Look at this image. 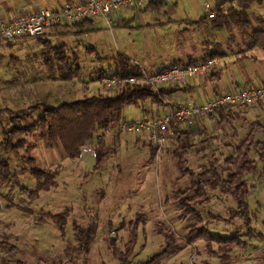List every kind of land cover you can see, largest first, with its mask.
Segmentation results:
<instances>
[{
    "label": "rangeland",
    "instance_id": "rangeland-1",
    "mask_svg": "<svg viewBox=\"0 0 264 264\" xmlns=\"http://www.w3.org/2000/svg\"><path fill=\"white\" fill-rule=\"evenodd\" d=\"M13 1H20V7L24 4L22 0ZM242 1L168 0L159 10L116 11L112 16L114 27L110 31L99 29L97 22H92L93 29L81 34H78L77 27L55 28V32H51L54 34L47 33L41 39L47 40L50 47H64L70 62L74 56L77 59L78 77L69 82L59 79L57 60L48 46L37 39H23L11 45L5 42L4 49L0 50V142L3 131L14 125L34 124L41 116L35 110L37 104L32 101L23 103L19 93L29 87L24 86L25 83L38 82L35 79L55 76L56 86H52L58 102L51 104L56 105L97 95H116L120 87L104 88L95 80V73L109 70L118 56L150 75L191 59L198 60L215 49L220 54H227L226 59L220 60L221 65L231 63L230 53L244 49L246 35L252 28L262 26L264 2L250 5L247 11L249 24L246 25L229 22L216 27L208 15L217 13L219 7L237 10ZM235 77L242 82L238 72ZM63 85L69 87L71 94L63 90ZM252 85L258 86L256 82ZM206 88L209 91L212 86ZM184 95L194 103L190 94ZM168 101L170 99L166 96L160 99L159 107L163 111ZM149 103L152 105L147 100L127 106L123 121L148 117L143 110H148ZM251 108L245 109L240 116H236L237 108L233 109L232 119L229 118V124H224L222 129L217 126V118L216 121L206 118L203 125L195 123L190 130L194 134L193 144L204 142L205 138L211 139V144L202 145L203 150H194L189 155L184 172L177 168L173 137L158 145L144 138L145 135H111L112 129L104 137V146L114 148L115 152L99 170H92L95 158L90 155L83 156L82 161L71 160L72 164L83 163L85 169L80 172L73 169L71 179L66 180L67 185L61 176L55 178L53 185L56 187L41 193L35 200L20 195L19 191L22 188L33 190L36 185L25 157H30L31 148L39 142L37 136L23 137L25 146L18 156L2 151L0 146V155L7 159L12 173V179L6 183L0 180V264H9L13 260L10 256L13 247L17 249L15 258L20 264H120L112 249L124 252L130 245L128 242L134 228H137L136 241L128 256L129 264L143 263L164 250L168 253L158 264H264V181L258 179L263 165L255 153L251 154V159L257 162V172L244 176L249 186L246 199L249 212L243 219L241 215L244 213L237 208L232 197L207 189L204 203H189L187 211L191 209L195 216L198 214L202 218L201 225L191 224L187 221L191 214L180 212L175 198L192 199L194 195L189 192L191 179L202 170L200 168L216 166L215 160L222 163L224 157L230 156L231 147L245 139L252 122L264 125V104L254 112ZM118 139L125 147L123 144L120 148L116 146ZM255 139L262 141L263 137L259 135ZM89 144L87 146L95 149L97 143L92 141ZM38 169L47 173L56 171L57 176V170ZM13 176H17L18 184ZM53 214L66 216L63 235L50 219ZM61 219L56 220L61 222ZM73 224L90 227L95 232L87 252L78 249ZM199 225L222 242L214 240L215 237L190 241V230ZM163 230L169 236L171 247L166 245L161 234ZM229 238H235V246L229 243ZM112 245L114 247H110Z\"/></svg>",
    "mask_w": 264,
    "mask_h": 264
},
{
    "label": "trees",
    "instance_id": "trees-1",
    "mask_svg": "<svg viewBox=\"0 0 264 264\" xmlns=\"http://www.w3.org/2000/svg\"><path fill=\"white\" fill-rule=\"evenodd\" d=\"M168 0H158L149 4L143 11L152 9L159 10L166 5ZM253 2L262 4L264 0H244L239 4V9L235 10L230 8L227 11L218 10L215 17L210 19L216 27H222L223 24L229 22L233 24H249L247 20V11ZM87 23L83 22L74 27L79 28V33H84V28ZM200 23H203L200 21ZM67 28V27H65ZM36 38L44 46H48L54 58L58 62L59 79L63 82H69L78 77L77 73L80 71L77 59L73 58L70 62L69 57L63 51L62 46L50 47L47 45V40ZM246 50L259 49L264 52V21L259 28H252L250 33L246 35ZM13 43L8 42V45ZM223 54L218 52V49L211 50L200 60H189V63H196L197 61H205L208 59H214L217 57H223ZM164 69L158 72L164 71ZM140 76V68L132 64L123 56H118L113 62V66L107 71L100 70L95 73V80L101 81L105 77L127 78ZM215 76H209L210 80H214ZM120 91L112 96L105 97L101 95L92 96L83 100L64 101L56 105L48 103H40L35 107L36 111L41 113V116L37 119L36 123L28 125H14L10 129L3 131L2 141L0 146L2 151L11 152L18 156V152L25 146L23 141L26 136H37L45 148H52L57 144H60L66 154L71 160H76L79 157L81 148L90 145V142H96L94 159V170H99L102 165L114 154V148H105L104 137L107 132L112 129H116L123 122V111L127 106L136 105L139 102L150 101L152 105L161 106L160 99L170 92H174L175 89H179L178 86H172L169 89L161 88L158 91H153L152 88L143 85H124L119 86ZM248 107L237 108L238 113L236 116H240ZM233 109L226 110L221 109L217 112V126L222 129L224 124H229L228 119H232ZM235 116V115H234ZM210 120L215 118L210 117ZM216 121V120H215ZM262 135V141H256V137ZM19 136L18 139L16 137ZM174 141L176 142V149L173 151L174 158L176 159L177 168L179 171L184 172V167L188 164L189 155L194 151L198 152L203 150L202 145L211 144V139L205 138L204 142L193 144L194 134L190 130H175ZM192 142V143H191ZM34 147V146H33ZM232 154L228 157H224L222 163L217 162L216 166L210 165L208 169L203 166L202 169L194 178L191 179V185L189 192L193 193L192 199H186L185 197L176 196V203L180 209L186 211L187 214H191L187 220L191 224H200L201 217L195 211L191 209L187 211L189 203L193 202L196 205L204 203V197L206 190L218 191L220 194L230 196L236 202L237 208L242 210L244 215H241V219L248 215V208L246 199L249 192V186L244 180V176L247 174H254L257 172V162L251 159V154L255 153L257 159L263 165L262 171L258 174V179L264 181V125H261L258 121L252 122L245 139L240 143L231 147ZM25 160L29 167L30 176L36 180V185L33 190L25 188L20 189V195L29 196L30 199L35 200L38 196L48 191L54 182L56 177L55 172L47 173L39 170L33 165V159L25 157ZM12 179V173L10 172V166L4 157L0 155V180L2 183H6ZM16 184L18 179L13 176ZM187 192V193H189ZM186 203V204H185ZM195 205V204H194ZM186 207V208H185ZM239 212V211H238ZM66 215V214H64ZM50 218V217H49ZM57 218H62L61 222L57 221ZM56 223L59 231L62 233L66 227V216L59 217L57 214H53L50 218ZM191 229L189 239L194 241L199 238H214L218 240L217 236L208 234L203 227ZM132 230L131 239L124 252H117L112 249V253L117 257L120 264H129L127 262L128 256L131 254L132 247L136 241L135 231ZM163 238L165 239L167 247H171L168 234L165 230L161 231ZM73 233L79 250L83 252L88 251V247L92 243L95 237V232L92 228H82L73 224ZM221 238V237H220ZM225 239V238H223ZM235 238L227 239L232 246H235ZM238 240V239H237ZM114 247V245L110 246ZM13 249H16L13 247ZM73 250V248H68ZM12 253V251H11ZM168 251L164 250L158 255L146 260L139 264H158V262L167 255ZM10 255V253H8ZM17 251L13 250V254L10 255L13 260L10 263L20 264V261L15 258ZM9 263V264H10Z\"/></svg>",
    "mask_w": 264,
    "mask_h": 264
},
{
    "label": "built area",
    "instance_id": "built-area-1",
    "mask_svg": "<svg viewBox=\"0 0 264 264\" xmlns=\"http://www.w3.org/2000/svg\"><path fill=\"white\" fill-rule=\"evenodd\" d=\"M158 0H82L69 1L60 8L30 11L28 7L13 9L12 18L0 20V46L2 43H14L23 39H36L51 33L58 27H74L83 22H97L103 30L114 27L111 15L118 10H142ZM235 6V4H233ZM207 8H209L207 6ZM220 10H227L219 7ZM229 9V8H228ZM216 12H210L208 19L214 18ZM218 59H208L196 63L183 62L180 65L165 68L162 72L148 74L140 70V76L116 78L105 77L100 83L106 89L124 85H143L157 90L166 86H184L189 81L208 78L216 69ZM264 103V86H245L230 93L219 94L207 103L196 105L185 102L178 106L167 103L162 114L149 115L135 121H123L112 134H130L147 136L150 142L162 145L174 137L175 130H193L196 121L215 118L221 109L251 107ZM85 155L96 157L94 148H81L79 158Z\"/></svg>",
    "mask_w": 264,
    "mask_h": 264
},
{
    "label": "crops",
    "instance_id": "crops-1",
    "mask_svg": "<svg viewBox=\"0 0 264 264\" xmlns=\"http://www.w3.org/2000/svg\"><path fill=\"white\" fill-rule=\"evenodd\" d=\"M22 1L24 3L21 5L22 7L26 6L28 7L30 11H35V10L60 8L66 2L82 1V0H22ZM19 3L20 1H18V3H15L13 0H0V20L4 22L9 21L12 18L13 9L20 7ZM32 6H34L35 8H32ZM143 10L144 9L138 10V11H143ZM114 14H116V11L111 15V19ZM112 21L113 23H115L113 19ZM93 25L94 24H92L91 22L90 27H85L84 33L89 31L90 29H93L92 28ZM98 28L101 29L100 27ZM50 34H54V33H50ZM4 47H5V43H2L0 46V50L2 48L4 49ZM226 55L227 54H225L223 57L215 58V59H218V63L216 64V69L210 75V76L212 75L215 76L214 80H210L208 77L200 81H195V82L189 81L186 85L181 86L179 89H175L174 92H170L169 94H166L167 95L166 97L170 99V101L168 102L174 107L178 106L179 104L185 103V102H190L188 99L184 98L185 96L184 94L188 93L190 94L191 99L194 101L195 104H203L206 101L211 100L214 96H217L219 94L230 93L232 91H236L245 85L253 86L252 84H254V82H256L258 86H262V85L264 86V52H262L259 49H253L249 51V50H246V48H244L237 53L235 52L230 53V56L233 59L231 63H227V64L223 63L224 65L223 64L221 65L220 60L226 59ZM201 58H199L198 60H200ZM11 59L14 61L17 60L16 57H12ZM142 71H145V70H142ZM236 72L240 74L242 78V82H241L242 84L239 83L238 79L235 77ZM53 78H55V76ZM53 78L49 77L46 79H38V80L35 79L34 81H38V82L36 83L33 82L30 84L25 83L26 85L24 86H29V87H24L21 91H19L20 99H23L22 102L27 103V101H32V103L34 102L35 104H40V103L51 104L53 102L54 103L58 102L57 101L58 95L55 92L54 87L52 86V85L56 86L57 81ZM65 84H68V83H65ZM207 85L208 87L212 86V89L210 88L208 91L206 88ZM171 87L172 86H166V88L165 87L164 88L169 89ZM67 88H69L67 85H63V90L65 92L66 90H68L69 94H71V92ZM263 104L264 103L256 104L252 106L250 110L254 112V110L258 106L262 107ZM143 111L146 113V115H152V116L162 114L163 112L162 108H160L159 106L150 105V103H149L148 110L144 109ZM196 123H197L196 124L197 126L199 124L203 125L205 121L204 119H201L197 121ZM125 137H128V136H125ZM144 138H147V136L145 135ZM120 145L125 147L121 139L116 140V146L120 148ZM30 151H31L30 158L33 159V165L36 166L37 168L44 169V170H50V171L57 170V176L55 178H58L61 176L62 182H64V185H67L66 180L69 181V178L71 179L70 174L73 172L72 171L73 169L76 170L74 172H80L82 169H85V165L83 163L72 164L71 159H69L66 156L60 144H57L56 146L52 148H45L43 143L39 141L36 144H34V147L31 148ZM32 153H34L35 156L31 157ZM83 158L76 159V160L82 161ZM28 166H30V164ZM58 168L61 170V172L59 171ZM92 170H94V165L92 167ZM54 172L56 174V171ZM58 182L59 181L57 180L56 183ZM55 187L56 186L54 184L48 191H51L52 188H55ZM13 250L17 251V249L12 248L11 251Z\"/></svg>",
    "mask_w": 264,
    "mask_h": 264
}]
</instances>
